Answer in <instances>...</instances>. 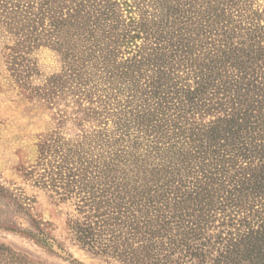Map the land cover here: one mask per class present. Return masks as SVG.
Returning <instances> with one entry per match:
<instances>
[{"label": "trees", "instance_id": "1", "mask_svg": "<svg viewBox=\"0 0 264 264\" xmlns=\"http://www.w3.org/2000/svg\"><path fill=\"white\" fill-rule=\"evenodd\" d=\"M260 1L39 0V16L35 0L14 5L31 10L20 44L57 51L49 82L73 93L78 131L41 147L40 164L78 202L80 245L130 264H264ZM36 228L30 238L70 258ZM4 260L20 255L0 244Z\"/></svg>", "mask_w": 264, "mask_h": 264}, {"label": "rangeland", "instance_id": "2", "mask_svg": "<svg viewBox=\"0 0 264 264\" xmlns=\"http://www.w3.org/2000/svg\"><path fill=\"white\" fill-rule=\"evenodd\" d=\"M28 1L0 0V244L20 255L15 264H130L80 245L68 224L69 218L82 217L77 200L62 199L41 180L40 148L56 145V138H69L78 128L73 93L53 89L49 82L62 71L61 55L50 47L20 44L16 21L29 18L31 10L21 14L14 5ZM38 2L33 10L37 16ZM37 226L70 258L30 238L29 231L38 233Z\"/></svg>", "mask_w": 264, "mask_h": 264}]
</instances>
